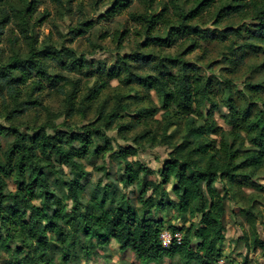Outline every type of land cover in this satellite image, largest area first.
Wrapping results in <instances>:
<instances>
[{
    "label": "trees",
    "instance_id": "trees-1",
    "mask_svg": "<svg viewBox=\"0 0 264 264\" xmlns=\"http://www.w3.org/2000/svg\"><path fill=\"white\" fill-rule=\"evenodd\" d=\"M15 1L0 0V25L19 18L20 35L29 53L0 67V96L5 91L14 104L6 116L9 121L41 106L40 95L49 87L65 93L64 77L50 72L57 63L69 72L84 71L86 76L96 77L83 97L84 109L99 99L109 79L120 75L121 82L154 91L160 108H140L131 116L139 123L152 120L162 110V143L172 147L157 181L141 178L151 172L127 159L138 154V148L128 146L115 152L123 165L119 180L109 178L106 184L92 187L91 173L82 159L87 154L100 156L110 147L108 137L93 123L67 130L51 125L53 134L47 132L46 124L26 130L0 124V136L13 137L6 150L0 148V251L7 256L2 264H88L100 252H108L111 240L118 243L120 254L130 251L139 264H161L174 258L183 264H218L229 189L250 187L264 192V186L253 180L264 170V101L259 104L258 98L264 83H248L249 96L255 98L241 106L230 98L223 101L227 112L220 118L229 127L225 130L214 118L219 108L213 97L216 82L202 75L200 66L187 57L195 51L206 55L204 45L228 41L223 59L235 66L243 63L247 51L264 53V0H227L219 6V0H168L159 12H131L129 18L140 26L143 41L138 51L122 56L108 71L102 66L91 68L88 60L69 48H37L29 30L41 0H17V6ZM131 3L115 0L105 17L123 13ZM207 15L212 17L211 27L199 23ZM167 49H175V53H164ZM225 86L231 83L227 80ZM71 95L67 96L68 107L78 111L70 105ZM124 105L129 108L130 104ZM117 115L115 110L102 120L110 125ZM135 123L120 128L130 129ZM179 123L183 125L181 140L173 143L167 129ZM147 133L135 141L150 140L145 138ZM97 136L103 140L101 146L94 144ZM9 179L16 180L13 192L7 189ZM218 181L224 182L223 194L215 186ZM119 184L122 188L137 186L139 210L129 204ZM169 184L175 199L169 197ZM169 210L183 223L195 217L199 222L178 228L180 242L164 247V222L153 211ZM238 214L254 227L249 247H264L255 235L253 206L241 208Z\"/></svg>",
    "mask_w": 264,
    "mask_h": 264
},
{
    "label": "rangeland",
    "instance_id": "rangeland-1",
    "mask_svg": "<svg viewBox=\"0 0 264 264\" xmlns=\"http://www.w3.org/2000/svg\"><path fill=\"white\" fill-rule=\"evenodd\" d=\"M114 1L61 0L58 4L50 0H41L30 20L29 35H33L37 40V44H35L37 48L45 45L57 51L69 48L76 51L78 56L82 55L85 60H88L91 68L102 66L108 71L122 56L138 51L139 44L143 41L140 26L130 20L129 13H141L147 10L159 12L168 0H151L148 3L145 0H132L128 9L109 19L105 17V11L112 6ZM226 1L219 0L217 6ZM18 4L19 1L16 6ZM211 18L210 15H207L199 23L204 24L205 27H211ZM21 24V20L16 18L9 23L0 25V67L8 64L14 57L26 58L29 53V47L20 35ZM89 24L90 29L86 30ZM229 43L230 41L207 44L204 45L207 50L206 55H202L201 51H195L187 57L191 62L200 66L202 75L210 77L213 82H216L217 86L213 91V97H215L219 108L215 110L214 118L218 125L225 130H229V127L220 118L221 113L227 112L223 101L230 98L238 106H241L255 98L249 96L247 84L264 83V53L247 51L242 55L243 63L235 66L223 59L226 55L225 48ZM163 52L174 54L175 49H167ZM50 72L59 73L64 77L66 80L65 93H57L55 89L49 87L40 95L41 106L27 110L12 123L6 116L14 106L13 100L3 91L0 96V124L5 127L15 124L21 130L38 128L46 124L49 126L47 132L53 134L50 129L51 125L59 130H67L93 123L94 128H98L99 132H103L108 137L110 147L100 156L87 154L82 159L85 169L91 173L89 181L92 187L97 183L106 184L109 182V178L115 182L119 180L123 173V165L116 159L115 152L128 146L138 148V154L127 159L143 164L151 172L148 175L141 174V178L157 181L158 171L172 147L162 143L164 127L161 114L163 111L159 110L152 120L139 123H135L131 116L140 108H160L161 105L155 92L147 91L136 84L121 82L120 79L123 75H120L119 78L109 79V85L99 99L84 109L86 102H83V97L94 85L96 77H88L84 71L69 72L57 63H53ZM227 80L231 86H225ZM69 94H72L70 105H73L74 109L78 108V111L69 109L67 98ZM258 98L260 102L255 101L261 104L264 101V91L258 95ZM124 104H130L129 108H126ZM115 110L118 112V117H115L110 125L105 124L102 118ZM131 122H134L135 125L130 129L120 128V126L131 124ZM146 131L149 133L145 135V138L150 140L138 142L137 139L135 141V138L145 134ZM182 132L183 125L181 123L167 129V133L173 135L171 140L173 143L180 142ZM12 140V136H0V148L6 150ZM94 144L98 146L103 144L100 136L95 137ZM64 169L67 172V169ZM253 180L264 186V170L259 171ZM7 185L9 191H15L16 180L9 179ZM118 186L129 204L139 210L137 186L135 184L127 188H122L120 184ZM215 186L220 194L225 193L224 182L218 181ZM171 188L172 184L166 186L169 197L175 199ZM232 192L235 195H231ZM250 206H253L256 214L255 235L264 243V192H257L250 187H231L225 201V214L222 219L225 239L221 245L222 258L218 264H264V247L253 248L248 245L249 240L254 236V227L250 228L247 219L238 214L241 208L247 209ZM153 213L164 222L161 230V243L164 247H169L173 242L180 241L182 231L178 232V228L189 227L190 222L198 225L199 222V217H195L193 220L183 223L172 210L153 211ZM192 246H196L194 238ZM104 256H107L106 260L97 258L98 260L95 259L88 264H139L132 253L120 254L113 246L102 257ZM6 259V254L0 251V264ZM161 264L183 263L178 258H174L165 260Z\"/></svg>",
    "mask_w": 264,
    "mask_h": 264
},
{
    "label": "crops",
    "instance_id": "crops-1",
    "mask_svg": "<svg viewBox=\"0 0 264 264\" xmlns=\"http://www.w3.org/2000/svg\"><path fill=\"white\" fill-rule=\"evenodd\" d=\"M112 246L119 252V245H118V243L115 241V240H111V242H110V245H109V248L108 249H112ZM131 253L130 251H125V252H123V253H121V254H124V253ZM100 254H101V256L100 257H98V259H104V260H106V258H107V256H104V257H102L105 253H101L100 252ZM95 259H97V258H95ZM95 259H93V260H95ZM97 259V260H98ZM92 260V261H93ZM91 261V262H92Z\"/></svg>",
    "mask_w": 264,
    "mask_h": 264
},
{
    "label": "built area",
    "instance_id": "built-area-1",
    "mask_svg": "<svg viewBox=\"0 0 264 264\" xmlns=\"http://www.w3.org/2000/svg\"><path fill=\"white\" fill-rule=\"evenodd\" d=\"M180 240H181V238H180ZM179 242H180V241H179ZM179 242H178V243H179Z\"/></svg>",
    "mask_w": 264,
    "mask_h": 264
}]
</instances>
